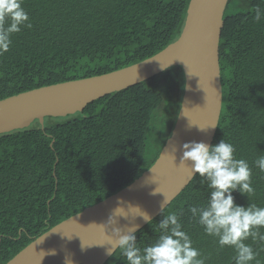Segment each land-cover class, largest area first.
Returning a JSON list of instances; mask_svg holds the SVG:
<instances>
[{
    "label": "trees",
    "instance_id": "trees-1",
    "mask_svg": "<svg viewBox=\"0 0 264 264\" xmlns=\"http://www.w3.org/2000/svg\"><path fill=\"white\" fill-rule=\"evenodd\" d=\"M189 0H22L31 27L0 55V100L43 85L107 73L175 41ZM264 0H228L219 40L222 108L214 139L234 145L252 167L255 194L235 202L264 207ZM184 72L172 65L89 102L81 111L46 115L0 132V264L63 219L123 188L156 160L174 126ZM198 174L136 231L143 248L159 221L175 212L205 264H234L235 251L205 234L189 208L207 203ZM264 233V228L260 229ZM264 264V243L245 241ZM104 264H128L117 248ZM252 264H256L253 261Z\"/></svg>",
    "mask_w": 264,
    "mask_h": 264
},
{
    "label": "water",
    "instance_id": "water-1",
    "mask_svg": "<svg viewBox=\"0 0 264 264\" xmlns=\"http://www.w3.org/2000/svg\"><path fill=\"white\" fill-rule=\"evenodd\" d=\"M227 2L189 0L178 38L141 61L0 100V132H4L34 119L42 121L46 115L81 111L89 102L172 65L184 72L174 126L151 166L123 188L50 227L5 264H104L112 255L106 250L114 249L118 239L112 236L113 229L127 234L137 226L138 231L148 223L144 214L156 217L192 180L190 163H180L181 145L190 141L211 144L217 130L222 108L219 40ZM109 217L113 222L102 227Z\"/></svg>",
    "mask_w": 264,
    "mask_h": 264
},
{
    "label": "clouds",
    "instance_id": "clouds-1",
    "mask_svg": "<svg viewBox=\"0 0 264 264\" xmlns=\"http://www.w3.org/2000/svg\"><path fill=\"white\" fill-rule=\"evenodd\" d=\"M262 18L264 10L257 7L254 19L259 22ZM22 26L31 27L22 0H0V55L9 51L12 34L20 32ZM181 151L180 163H190L192 174H198L207 181L210 189L205 205L189 208L192 216L197 218L206 235L217 238L221 248L234 249V264H252L253 261L259 264L258 253L245 241L251 238L253 242L264 243V233L260 232L264 228V207L255 203L239 205L233 196V192L237 191L247 199L255 194L252 167L248 161L237 159L234 145L224 139L215 144L185 142ZM254 165L264 172V156H259ZM143 218L148 223L152 220L146 214ZM112 222L113 218L109 217L102 227ZM136 229L137 226L133 227L127 234L113 229L112 236L118 238L115 248L121 250L128 264H205L201 252L193 246L190 235L183 230L180 217L175 212L159 221L158 238L143 248L137 244ZM114 249L106 251L112 254Z\"/></svg>",
    "mask_w": 264,
    "mask_h": 264
}]
</instances>
